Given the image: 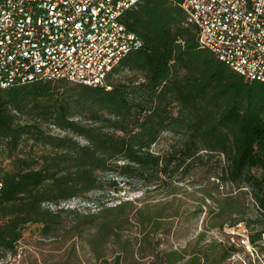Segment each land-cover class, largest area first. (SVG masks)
<instances>
[{
    "label": "trees",
    "instance_id": "1",
    "mask_svg": "<svg viewBox=\"0 0 264 264\" xmlns=\"http://www.w3.org/2000/svg\"><path fill=\"white\" fill-rule=\"evenodd\" d=\"M182 2L140 0L125 11L123 23L142 44L103 87L37 81L0 89V258L15 251L26 225H40L45 237L72 214L103 233L89 241L102 264H128L131 243L115 232L122 215L109 213L124 203L86 214L60 203L103 192L105 184L117 190L116 178L136 180L147 191L194 167L236 188L223 202L207 193L217 205L212 212L228 214L239 232V224L248 227V243L264 252V82L245 80L202 48L197 28L185 25ZM163 132L171 144L155 150ZM214 155L215 166L207 168ZM136 212L139 222L159 230L161 212ZM146 229L142 241L152 232ZM111 232L118 249L109 261L102 249ZM202 238L199 232L189 253L183 247L155 257L159 264H234L226 263L238 252L234 244L201 245Z\"/></svg>",
    "mask_w": 264,
    "mask_h": 264
},
{
    "label": "built area",
    "instance_id": "2",
    "mask_svg": "<svg viewBox=\"0 0 264 264\" xmlns=\"http://www.w3.org/2000/svg\"><path fill=\"white\" fill-rule=\"evenodd\" d=\"M139 1L0 0V89L37 81L105 86L142 44L123 23ZM181 7L202 48L245 80L264 82V0H183ZM0 264H22L20 254Z\"/></svg>",
    "mask_w": 264,
    "mask_h": 264
},
{
    "label": "rangeland",
    "instance_id": "3",
    "mask_svg": "<svg viewBox=\"0 0 264 264\" xmlns=\"http://www.w3.org/2000/svg\"><path fill=\"white\" fill-rule=\"evenodd\" d=\"M62 84L71 83L64 81L54 83L57 86ZM171 137L170 133L163 132L156 145H153L154 149L166 150L171 144ZM217 157L214 155L208 161L211 167L207 168L215 166ZM193 169L183 179L179 175L165 177L158 181V187L150 186L147 191H144V187L136 180L125 181L116 178L117 190H110L109 184H105L103 192L90 191L85 195L86 199L61 202L60 207L86 214L97 213L103 208H113L124 203L120 211L109 213L116 215L120 212L122 215L118 223L119 228H116L115 232L120 234L121 240L128 239L131 243L128 264L135 262L159 264L160 259L155 257L156 253L183 247H187L189 253L199 232L203 233L201 245H208L214 241L217 244L236 246L238 252L227 259L226 263L230 260L234 264L236 262L264 264V252L258 251L259 246L252 247L246 240L249 228L243 225L239 232L238 228L231 226L232 219L228 214L218 215L214 213L215 211L212 212L217 205L206 194L210 193L219 202H223L226 196L236 194V188L230 184L220 186L215 174L207 173L200 168ZM109 177L110 175H107L105 181ZM246 202L248 211L253 214V202L250 197ZM48 207L50 210L58 209L52 204ZM139 208H143L145 215L161 212L163 217L158 231L149 229L150 223L147 221L141 223L136 219V210ZM198 210L201 212L193 215ZM62 219L60 226L55 227L51 234L45 237L40 234V225H26L15 251L7 254L11 256L20 254L22 264H102V259L95 257L89 241H99L103 233L100 234L94 225H85L86 221L81 217L64 214ZM213 224L218 227L210 228ZM142 226H146L147 231H152L147 241H142L144 234ZM116 239V235L111 232L106 238L107 243L103 245V253L109 261L113 260L117 253ZM260 246H264V235ZM142 255L144 258L140 259Z\"/></svg>",
    "mask_w": 264,
    "mask_h": 264
}]
</instances>
